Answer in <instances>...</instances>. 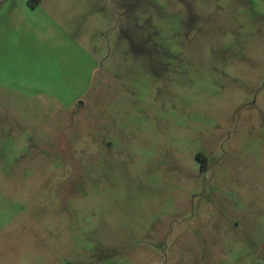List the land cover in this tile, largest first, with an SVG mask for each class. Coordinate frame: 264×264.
<instances>
[{
  "label": "rangeland",
  "instance_id": "obj_1",
  "mask_svg": "<svg viewBox=\"0 0 264 264\" xmlns=\"http://www.w3.org/2000/svg\"><path fill=\"white\" fill-rule=\"evenodd\" d=\"M39 1L0 75V264H264V0Z\"/></svg>",
  "mask_w": 264,
  "mask_h": 264
},
{
  "label": "crops",
  "instance_id": "obj_2",
  "mask_svg": "<svg viewBox=\"0 0 264 264\" xmlns=\"http://www.w3.org/2000/svg\"><path fill=\"white\" fill-rule=\"evenodd\" d=\"M6 8H0V68L3 69L0 73L1 79L8 75L6 72L7 66L11 63L13 51L7 50L6 40L10 33H26L27 31H41L40 25L35 24L34 13L40 4V1L32 5L29 0H3ZM13 74H16L14 72ZM1 91V90H0ZM1 95H3L1 91ZM2 100V99H1Z\"/></svg>",
  "mask_w": 264,
  "mask_h": 264
}]
</instances>
